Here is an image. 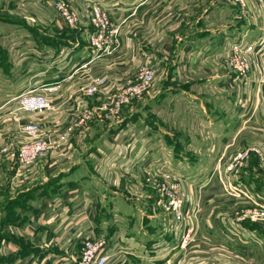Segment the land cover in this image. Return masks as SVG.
<instances>
[{
	"label": "crops",
	"instance_id": "1",
	"mask_svg": "<svg viewBox=\"0 0 264 264\" xmlns=\"http://www.w3.org/2000/svg\"><path fill=\"white\" fill-rule=\"evenodd\" d=\"M74 1L85 21L90 7L89 0ZM104 2L113 6L110 15L114 22L119 23L124 19L121 25V43L112 55L87 66L84 64L89 52V35L93 31L89 22L86 20L82 25L70 28L65 26L54 9L47 8L39 2L29 4L37 16L36 23L34 21L35 24L30 27L37 31L38 35L31 34L34 39L27 40L30 43L27 46L32 45L28 49L34 48V52L25 57L29 58V62H34L39 53L45 65L33 67L37 71L27 78L41 75L37 78H43L45 81L38 84L47 82L49 84L56 80L47 81L44 78L50 76L52 79L58 73L62 79V87L52 94L51 110L42 115L31 113L19 121L17 113L8 115L11 106L17 102L14 97L21 90L15 84V92L10 97V101L13 99V102L8 103L5 109L0 107V130H3L0 132V138L4 137L12 145L9 153H0V170L5 164L11 165L10 173L13 168L16 169L14 179L23 172H32L28 169L27 171L17 161V144L23 136L18 126L20 122L23 124L38 120L42 133L51 140L52 148L48 158L41 162L38 169H33L32 174L64 171L67 176L62 179L63 196L55 197L50 194L49 185L45 194L50 196L45 197L40 207L28 216V223L15 227L14 236L6 239L2 251L14 256V264H28L27 260H30L33 254L40 256V260L35 258L30 264H51L54 256L65 257L66 253H70L71 240L81 233L103 232L110 238L113 246L110 264H133L135 258L144 264L167 261L168 258L165 264H214L216 261L221 264V256L217 254L221 248L216 245L221 247L224 243L216 244L212 237L205 233H202V240L199 243L188 250H183L180 247L176 249L175 245L164 246L160 242L148 247L136 229L130 228V231L126 232L120 229L110 231L104 227L105 223L99 216L102 194L96 190L95 184L114 193H122L127 200L117 205L123 206V202L129 206L136 205L131 202L133 198L130 196L131 192L134 194L144 186L141 182L142 175L137 178L134 173L140 169L144 174L150 160L146 158L148 154L143 152L144 144L149 138V127L147 129L146 126L133 123L134 126L141 125L137 128L140 133H136L138 136L134 134V137L127 136L131 132V121L127 120V125L124 121L126 118L129 119L130 115L127 114L132 110L134 102L123 108L120 113L123 120L114 125L109 119L112 117L100 111L103 95L89 97L79 89L93 77L100 76L108 79L110 83L108 90H115L120 82L135 78L143 57L146 53H151L156 58L159 79L148 94L160 92L163 86L160 84L168 77L178 84L195 78L210 80L209 77H217L218 82L223 81L222 84L233 89L228 91L232 92L231 96L237 105L235 107L242 109L245 105L243 98L245 99L248 94L250 96L256 94V91L264 87V84L259 87L258 81L260 76L264 75V48L262 50L264 40H259L264 39V0H246L244 9L230 0H104ZM214 18L220 22L212 21ZM66 31L73 33L68 38L60 37V34ZM242 36L251 43H257V50L253 68L256 76L245 83L241 90L234 82L236 74L223 66L219 57L227 49L229 42ZM69 60H72L71 64L63 67L62 64H68ZM78 85H81L79 89ZM251 86L258 87V90H252ZM240 97L242 104L239 103ZM84 109L93 112L87 129L82 131L78 128L72 139L66 138V128ZM106 122L108 130L104 127ZM72 147V150H68ZM134 149L139 152L136 168L130 167L129 164ZM116 160L122 162L120 170L116 168ZM125 160H128L129 167H125ZM152 165L155 167L157 164ZM4 171L7 173V169ZM85 191L96 195L90 203L85 202ZM141 197L146 195L142 193ZM141 210L138 212L142 213ZM131 214V209L126 208L121 210L120 215L130 222ZM106 222L108 224V220ZM169 223L172 226L171 221ZM233 229L237 230L230 232L234 238L222 231L220 233L222 240L232 243L238 241L243 245L261 241L258 231L254 228L249 229L245 224L239 223ZM173 235L178 244L174 231ZM121 251L124 256L116 257Z\"/></svg>",
	"mask_w": 264,
	"mask_h": 264
},
{
	"label": "rangeland",
	"instance_id": "2",
	"mask_svg": "<svg viewBox=\"0 0 264 264\" xmlns=\"http://www.w3.org/2000/svg\"><path fill=\"white\" fill-rule=\"evenodd\" d=\"M230 1L236 3L234 0ZM30 2L42 4L39 0H0V107L4 109L8 103L13 102V99L10 101V97L15 92V84H19L20 81L16 80L14 73L19 72L18 74L22 75L20 79H25L30 75L27 69L31 70V66L36 62V60L29 62V58L22 56V52L32 46H27L30 44L27 40L34 39L31 34L38 35V32L30 27L36 23V12L29 5ZM44 6L57 12L51 5ZM244 7L246 8V4ZM62 21L64 22L63 19ZM212 21L220 22L217 18ZM113 23L119 24L121 30L124 19L119 23L114 21ZM65 26L68 25L65 23ZM72 33V31L62 32L60 37L68 38ZM23 58H26L25 62ZM154 60L156 62L155 57ZM33 71L37 70L33 69ZM209 78L211 79L195 78L192 81L178 84L168 77L162 81L163 84H160L163 85L160 92L155 91L152 94L146 92L143 97L133 101L132 110L127 114L130 115L129 119L126 118L124 121V124L127 120L131 121V132L127 136L134 137V134H139L137 128L141 125L149 127L147 128L149 138L144 144L143 152L148 154L146 158H150L151 161L147 162L144 174L140 169L134 173L137 178L142 175L141 182L144 186L138 192L134 194L131 192V196L129 195L133 198L131 202L136 205L129 206L123 202V206H120L117 203L127 200L122 193L117 194L95 184L96 190L102 194L99 216L103 219L107 230L120 229L128 232L130 228L136 229L148 247H152L155 242H160L164 246L175 245L177 249L179 244H176L173 235L175 226L163 212L156 195L155 180L161 178L156 167H161L179 176L186 184L185 186L191 188V192L197 196V201H199L200 234L196 241L185 250L199 243L202 240V233H205L210 235L216 244H225L221 247L216 245L221 248V251L217 253L221 256V264H264V220L249 213L257 205L227 195L221 181L222 165L230 155L236 153L244 145L258 144L264 148V87L258 90V87L251 86L252 90H258L251 96L254 104L251 110L242 111L235 107L237 105L231 96L233 89L227 88L225 84H222L223 81L218 82L217 77ZM158 79L159 74L152 87ZM80 86L78 85V89ZM18 106V102L11 106L8 115L18 113L19 121H21V118L25 119V116L31 113L17 112ZM109 119L115 125V123H121L123 116L117 115ZM105 120H107L106 117ZM133 123L141 125L134 126ZM104 127L108 130L107 122ZM2 131L1 129L0 132ZM4 141L6 139L1 137L0 148ZM19 142L17 147L20 145ZM72 149L73 147L68 150ZM133 152L129 163L131 166L128 165V160H125V167H138L136 162L139 152L136 149ZM48 155L41 158L33 167L24 166L26 170L32 172H23L15 179L13 175L16 169L13 168L10 173L11 165L5 164L0 170V264L15 263L13 255L2 251L3 244L8 237L14 236L15 227L28 223V216L40 207L45 197L50 196L45 194L47 187L51 185L49 193L55 197L63 196L64 181L62 183V179L67 176L66 172H34L35 174H32L33 169H38ZM17 161L19 165H22L19 159ZM115 162L116 168L120 170L122 162L117 160ZM152 164L157 165L154 167ZM4 169H7V173ZM242 172H244L243 178L246 179L244 180L256 194L261 195L264 201V162L253 155V161L249 159L242 168ZM147 176L151 181L146 180ZM142 193L146 197H141ZM126 208H130L132 212L130 222L121 218L120 215L121 210ZM140 210L142 213L138 212ZM239 223L245 224L249 229L257 230L261 237L260 243L243 245L238 241L232 243L222 240L220 237L222 231L234 238L230 232ZM135 259L133 264H144L140 259ZM167 261H154V264H165ZM218 263V261L214 262V264Z\"/></svg>",
	"mask_w": 264,
	"mask_h": 264
},
{
	"label": "built area",
	"instance_id": "3",
	"mask_svg": "<svg viewBox=\"0 0 264 264\" xmlns=\"http://www.w3.org/2000/svg\"><path fill=\"white\" fill-rule=\"evenodd\" d=\"M39 1L42 4L44 2V5L54 7L59 17L70 27H78L86 20L92 26L93 31L89 35V52L84 66L112 55L119 47L121 43L120 25L113 23L110 15L113 6L104 2V0H89L90 7L88 8L87 19L85 21L82 14L79 13L78 7L74 5L76 3L74 0ZM234 1L244 9L246 0ZM259 40L264 39L261 38ZM261 42L259 41V43ZM77 43L78 41L75 44ZM263 48L262 42V50ZM256 50L257 43H251L242 36L238 40L229 42L227 49L219 57L223 66L236 74L234 82L241 90L245 87V83H248L256 76L253 72ZM31 52H34V48H27L26 51L22 52V56H27ZM36 56L37 60L35 59L36 62L31 66L32 72L27 69L30 75L35 72L33 71L35 69L33 67L45 65L41 54L37 53ZM25 59L23 58L24 62ZM71 62L72 60H69L68 64L63 63L62 66L68 67ZM73 67L70 68L69 72ZM157 69L158 66L154 60V55L146 53L139 65L135 78L120 82L115 90H108L110 84L108 79L100 76L93 77L90 82L79 90L89 97L96 96L97 94L103 95L100 111L110 117L121 116L120 113L125 106H128L133 101L143 97L146 92H149L157 77ZM18 73H14L16 80H20L17 88L21 89L14 97V100L19 104L16 111L42 115L51 110L53 108L52 94L61 88L62 79L60 75L57 73L52 79L50 76H47L44 78L47 81H56L39 85L38 82L45 81L43 78H37L41 75H35L29 79H20L22 75ZM258 81L264 84V75L260 76ZM242 95L244 96V94ZM245 97V99L243 98L245 105L242 111H249L252 109L253 99L249 94ZM241 100L240 97L239 103L242 104ZM92 115L93 112L88 109H84L80 114L76 115L69 125L65 137L73 138L78 128H81L82 131L86 130L87 125L92 120ZM19 130L23 135V139L20 141L16 155L23 166L28 168L33 167L41 158L48 155L52 148V142L46 134L42 133L41 124L38 120L19 124ZM11 150L12 145L8 140L1 144V153H9ZM252 155H256L264 162V148L258 144L244 145L236 153L230 155L231 158L229 157L222 165L221 181L227 195L257 205L249 213L254 217L264 220L263 198L261 195L256 194L243 178L242 168ZM156 168L161 175L159 180H155V183H157L156 195L159 205L162 207L163 212L171 219L173 226H175L174 231L177 235L179 247L185 250L192 242L196 241L200 234L198 222V218H200L199 201H197V196L191 192V188L186 187V184L179 176L161 167ZM146 180L151 181L148 176ZM95 196V194L85 191V202L90 203ZM231 231L236 232L237 230L233 229ZM109 239L103 232L81 233L71 240L70 253H66L65 257L54 256L51 264H110L113 258V246H111ZM121 253L122 251L116 254V257H123L124 253L122 255ZM35 258L40 260V256L33 254L30 260H27V263L30 264Z\"/></svg>",
	"mask_w": 264,
	"mask_h": 264
},
{
	"label": "trees",
	"instance_id": "4",
	"mask_svg": "<svg viewBox=\"0 0 264 264\" xmlns=\"http://www.w3.org/2000/svg\"><path fill=\"white\" fill-rule=\"evenodd\" d=\"M251 162L253 161V155L251 156ZM243 176H244V172H243ZM245 179V178H244ZM246 180V179H245ZM31 255V254H30ZM27 256H29V255H27Z\"/></svg>",
	"mask_w": 264,
	"mask_h": 264
}]
</instances>
